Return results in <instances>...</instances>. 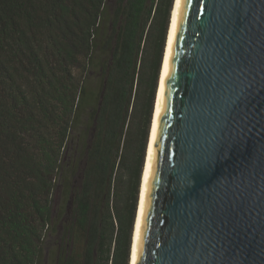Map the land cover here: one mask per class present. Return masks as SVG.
Wrapping results in <instances>:
<instances>
[{"label":"trees","instance_id":"trees-1","mask_svg":"<svg viewBox=\"0 0 264 264\" xmlns=\"http://www.w3.org/2000/svg\"><path fill=\"white\" fill-rule=\"evenodd\" d=\"M173 5L0 0V264H41L60 179L52 264H130Z\"/></svg>","mask_w":264,"mask_h":264},{"label":"water","instance_id":"water-1","mask_svg":"<svg viewBox=\"0 0 264 264\" xmlns=\"http://www.w3.org/2000/svg\"><path fill=\"white\" fill-rule=\"evenodd\" d=\"M130 264H264V0H175Z\"/></svg>","mask_w":264,"mask_h":264},{"label":"rangeland","instance_id":"rangeland-1","mask_svg":"<svg viewBox=\"0 0 264 264\" xmlns=\"http://www.w3.org/2000/svg\"><path fill=\"white\" fill-rule=\"evenodd\" d=\"M170 22H171V19H170ZM159 81H160V77H159ZM158 86H159V83H158ZM150 131H151V128H150ZM74 149L75 148L73 146L69 151V155L75 154ZM63 189H64V185L62 184V179H60L57 181V189L55 191L54 200H53V212H52L53 224L51 223L50 226L47 228L44 238L41 242V248H42L41 264H52V253L54 252L58 243H61L62 245H66L63 231H64L65 226H67V224L70 223L72 219L71 217L72 216L71 215L72 206L71 205L67 206V201L63 197Z\"/></svg>","mask_w":264,"mask_h":264},{"label":"bare ground","instance_id":"bare-ground-1","mask_svg":"<svg viewBox=\"0 0 264 264\" xmlns=\"http://www.w3.org/2000/svg\"><path fill=\"white\" fill-rule=\"evenodd\" d=\"M174 2H175V0H174ZM173 7H174V5H173ZM172 12H173V9H172ZM171 17H172V15H171ZM169 28H170V26H169ZM168 33H169V31H168ZM166 44H167V42H166ZM165 51H166V46H165ZM164 57H165V52H164ZM163 62H164V59H163ZM162 67H163V65H162ZM161 72H162V70H161ZM160 77H161V74H160ZM155 106H156V104H155ZM154 111H155V109H154ZM153 117H154V114H153ZM152 122H153V120H152ZM151 128H152V125H151ZM150 134H151V131H150ZM149 140H150V136H149ZM148 146H149V141H148ZM147 152H148V147H147ZM146 158H147V154H146ZM145 164H146V161H145ZM144 170H145V165H144ZM143 176H144V172H143ZM142 182H143V179H142ZM141 188H142V185H141ZM140 194H141V190H140ZM139 200H140V197H139ZM138 206H139V203H138ZM137 213H138V210H137ZM136 219H137V215H136ZM135 225H136V220H135ZM135 225H134V231H135ZM134 231H133V235H132L131 256H132V246H133ZM131 256H130V263H131Z\"/></svg>","mask_w":264,"mask_h":264}]
</instances>
